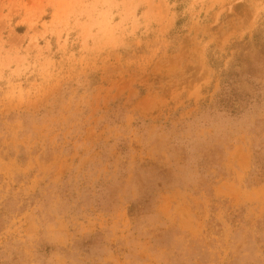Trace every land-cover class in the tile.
<instances>
[{"label": "rangeland", "instance_id": "1", "mask_svg": "<svg viewBox=\"0 0 264 264\" xmlns=\"http://www.w3.org/2000/svg\"><path fill=\"white\" fill-rule=\"evenodd\" d=\"M264 0H0V264H264Z\"/></svg>", "mask_w": 264, "mask_h": 264}, {"label": "trees", "instance_id": "2", "mask_svg": "<svg viewBox=\"0 0 264 264\" xmlns=\"http://www.w3.org/2000/svg\"><path fill=\"white\" fill-rule=\"evenodd\" d=\"M239 46L254 48L260 47L262 54H264V17L262 18L258 28L255 30L252 37H246Z\"/></svg>", "mask_w": 264, "mask_h": 264}]
</instances>
